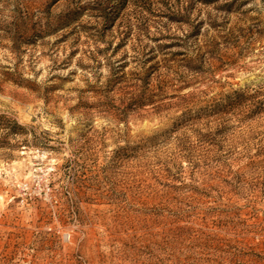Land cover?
<instances>
[{
  "label": "rangeland",
  "instance_id": "rangeland-1",
  "mask_svg": "<svg viewBox=\"0 0 264 264\" xmlns=\"http://www.w3.org/2000/svg\"><path fill=\"white\" fill-rule=\"evenodd\" d=\"M0 264H264V0H0Z\"/></svg>",
  "mask_w": 264,
  "mask_h": 264
}]
</instances>
